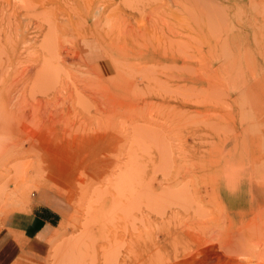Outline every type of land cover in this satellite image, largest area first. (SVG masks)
Returning a JSON list of instances; mask_svg holds the SVG:
<instances>
[{
  "label": "rangeland",
  "instance_id": "1",
  "mask_svg": "<svg viewBox=\"0 0 264 264\" xmlns=\"http://www.w3.org/2000/svg\"><path fill=\"white\" fill-rule=\"evenodd\" d=\"M25 1L0 0L31 28L0 54V230L49 188L72 213L28 264H209L227 223L213 150L234 151L220 185L236 223L264 210V0H116L79 23L53 0L47 49L43 0Z\"/></svg>",
  "mask_w": 264,
  "mask_h": 264
},
{
  "label": "bare ground",
  "instance_id": "2",
  "mask_svg": "<svg viewBox=\"0 0 264 264\" xmlns=\"http://www.w3.org/2000/svg\"><path fill=\"white\" fill-rule=\"evenodd\" d=\"M45 0L42 1L41 6H40V13L42 15V19L45 22L46 25H48V30L49 32L47 34L44 35V39H43V43L45 40L46 43V49L48 48L47 45H49L51 43V38L53 35V32L55 30H52V27L54 29V24L58 25V20H60L58 18V16L56 17L54 12L55 10L57 11V9H53L49 7V2H53V0H46V4L43 3ZM56 1V0H55ZM134 0H122V2L120 3L121 5H126L129 7V5L133 2ZM177 1V0H176ZM201 1V0H200ZM214 1V0H213ZM40 0H26L23 3L25 10L28 8L32 9L35 7L36 3H39ZM116 0H57V4L61 5L62 8L65 9L66 16H67V20L71 21V22H86V20H88L89 18L93 17V14L96 10H98L99 8L101 9V7H111L114 6L116 4ZM136 2V1H135ZM193 2V1H192ZM202 2V1H201ZM203 2H205L203 0ZM210 2V0H209ZM17 3V2H16ZM215 2H213L212 4H214ZM32 4H34L32 6ZM56 4V3H55ZM133 4V3H132ZM19 5V4H18ZM23 5V4H22ZM181 5V4H180ZM16 6V5H15ZM20 6V5H19ZM38 6V5H37ZM36 6V7H37ZM51 6V4H50ZM60 7V6H59ZM205 7V5H204ZM209 7V5H208ZM58 8V7H57ZM183 8V7H182ZM210 8V7H209ZM221 8V6H220ZM219 8V9H220ZM223 8V6H222ZM29 9V10H30ZM61 9V8H60ZM59 9V10H60ZM63 9V10H64ZM32 10H35L32 9ZM191 10V9H190ZM211 10V9H210ZM3 11V10H2ZM184 11L185 7H184ZM200 11H202L200 9ZM222 11V10H221ZM225 11V10H224ZM240 11V10H239ZM61 12V11H60ZM213 12V11H212ZM35 13V12H34ZM96 13V12H95ZM165 13V12H164ZM203 13H205V11H203ZM1 14V11H0ZM37 16L41 17L39 14H37V11L35 13ZM58 14V12H57ZM7 15V14H6ZM2 15L3 19H0V54L1 52L4 54H6L10 60V56H14L15 51H16V47L14 46L15 43L17 42V39H21V40H26L28 39L29 36H31V28H28V30L25 32L23 29V25L21 24V20H19L20 15L15 11L12 15L7 16L9 17L6 18ZM25 15V14H24ZM28 15V14H26ZM61 15V14H60ZM205 15V14H204ZM213 15V14H212ZM209 14H207V16L209 17H213L216 18L218 20V15L216 13H214V15L212 16ZM217 15V16H215ZM1 16V15H0ZM202 16V15H201ZM239 16V15H238ZM36 17V16H35ZM65 17V16H64ZM192 17V15H191ZM190 17V18H191ZM194 17V16H193ZM207 17V18H209ZM225 18V16H222ZM61 18V17H60ZM95 18V17H94ZM195 18H197L195 16ZM194 18L193 22L196 21ZM201 18V17H200ZM206 18V15H205ZM211 18L207 19V21L203 22L202 18L199 20H202L203 26H205L207 24L210 25V27H208L210 30H214L213 27L215 26V24L211 23ZM14 19H16L17 21H14ZM108 19V18H107ZM198 19V18H197ZM215 19V20H216ZM64 20V19H63ZM214 20V19H213ZM215 21L218 22L217 24V28L219 27L220 29L217 32L216 30V34L214 32L213 35L219 36V33H221V30H223L222 28H224L223 24L219 23V21ZM42 21V22H43ZM65 21V20H64ZM97 21V19H96ZM225 21V20H224ZM157 22V21H156ZM154 22V23H156ZM166 22V21H165ZM198 23V20L196 21ZM195 22V23H196ZM214 22V21H213ZM95 23V22H94ZM196 23V25H197ZM227 23V22H226ZM53 24V25H52ZM165 24V23H164ZM95 25V24H94ZM189 25V24H188ZM211 25H213V27L211 28ZM83 27V26H82ZM201 27V26H200ZM215 28V27H214ZM201 29V28H200ZM207 29V28H206ZM20 31V32H19ZM162 31V30H161ZM171 31V30H170ZM206 31V30H205ZM215 31V30H214ZM226 31V30H225ZM25 32V33H24ZM155 32V31H152ZM150 33L149 36H152L153 33ZM202 32V30H201ZM208 32V31H207ZM205 32L204 36L206 35L208 36V33ZM212 33V32H211ZM210 33V36L213 38L212 34ZM141 34V33H140ZM156 35V33H154ZM139 35V34H138ZM148 32H146V34H141L140 37L141 38H147ZM181 35V34H180ZM183 35V34H182ZM185 35V34H184ZM136 36V35H135ZM188 36V35H187ZM5 37V38H4ZM153 37V36H152ZM189 37V36H188ZM193 38V37H192ZM224 38V34H221L217 39L218 40H223ZM55 39V38H54ZM171 39V38H170ZM227 39V38H226ZM256 39V38H255ZM53 40V39H52ZM194 40V39H193ZM172 41V39H171ZM175 41V40H174ZM183 42V41H182ZM178 43V42H177ZM176 43V44H177ZM151 44V42H150ZM172 44V43H171ZM45 46V45H44ZM42 47V46H41ZM152 47V46H151ZM44 49V48H43ZM164 49V48H163ZM45 50V49H44ZM49 51L53 50V49H48ZM178 50V48H177ZM19 51V50H18ZM46 51V50H45ZM54 51V50H53ZM52 51V52H53ZM44 52V51H43ZM48 53V51H47ZM51 53V52H50ZM49 53V54H50ZM52 56V55H51ZM12 59V58H11ZM53 60V59H51ZM10 62V61H9ZM47 62H49V59L47 60ZM12 63V62H11ZM14 64V62H13ZM47 65V63H45ZM44 64V65H45ZM42 65V64H41ZM4 64L1 62L0 60V68L3 69ZM44 67V66H43ZM46 67V66H45ZM26 68V67H25ZM49 68V67H48ZM57 68V66L55 67ZM47 68H45L46 70ZM45 70H44V74H45ZM48 70V69H47ZM46 70V72H47ZM147 70V69H146ZM43 72V71H42ZM41 72V73H42ZM49 72H51L49 70ZM58 73V72H57ZM59 74V73H58ZM7 75V74H6ZM43 75V74H42ZM53 75V74H51ZM57 75V74H56ZM40 76V75H39ZM48 77V73L46 75ZM2 77V76H1ZM43 77V76H42ZM40 76V78H42ZM38 78V76H37ZM36 78V79H37ZM46 77L43 78V80ZM53 78V77H52ZM94 78V77H93ZM38 81V80H37ZM36 81V82H37ZM46 81V80H45ZM44 81V82H45ZM38 82H41L40 80ZM35 83V82H34ZM42 83V82H41ZM38 83V84H41ZM49 83V82H48ZM57 83V82H56ZM36 84V83H35ZM46 84V83H45ZM43 84V85H45ZM42 85V84H41ZM36 88L37 86L34 85ZM47 86V85H46ZM11 87V86H10ZM39 87V85H38ZM86 87V86H85ZM40 88V87H39ZM52 88V87H51ZM9 89V88H8ZM10 90V89H9ZM8 91V90H7ZM40 91V90H39ZM93 91V90H92ZM9 92V91H8ZM34 93V92H33ZM47 93V92H46ZM59 93V92H58ZM44 94V93H43ZM15 98V97H14ZM84 104V103H83ZM21 106V103H20ZM52 106V105H51ZM88 106V105H87ZM55 107V106H54ZM82 108V107H81ZM87 111V110H86ZM107 121V120H106ZM103 122V121H102ZM108 123V121H107ZM103 124V123H102ZM112 127V126H111ZM99 131V130H98ZM238 142V141H237ZM264 144H262L263 146ZM240 146V145H239ZM223 149V148H222ZM229 149V148H228ZM263 149V147H262ZM248 150V148H247ZM214 154H213V158L212 159V171L214 172V176H213V182H214V197L215 200L216 199L219 201V203L221 204V206L223 207V209L225 210V214L227 217V223H225V221L222 219L223 217L221 216V220H223V222L220 221V218H218L216 220V225H214L212 227V245H211V256H210V260H209V264H264V210L261 209L259 210V212L256 214H251L250 219L248 221H239L238 223H236L235 218L233 217L232 211L230 213L229 208L224 204L222 195L224 196H229L231 197L232 194H236L235 191L232 190V186L231 184H223L222 187L220 185V181L222 180V177L228 167V165L233 161V157L234 154L232 151L230 150H220V149H215L213 150ZM213 153V152H212ZM252 158H250V162L252 161H256L258 159V154H256V156L252 155ZM261 157V155H260ZM262 159V158H261ZM211 161V160H210ZM260 162V161H259ZM20 163V162H19ZM210 166V165H209ZM254 166V165H253ZM21 167V166H20ZM16 168V167H15ZM251 168V167H250ZM243 170V169H242ZM232 171V169H231ZM226 174V173H225ZM251 181V180H250ZM263 181V180H260ZM252 185V184H251ZM3 189V188H2ZM1 190V189H0ZM1 194V193H0ZM252 194V193H251ZM213 196V195H212ZM252 196V195H251ZM254 196V195H253ZM252 196V197H253ZM261 196V195H260ZM238 199L241 197L238 195L237 196ZM262 197V196H261ZM264 197V196H263ZM213 198V197H212ZM257 200L259 199L258 197H256ZM222 199V200H221ZM237 199V201H238ZM252 199V198H251ZM213 200V199H212ZM254 200V199H253ZM262 200V199H261ZM259 200V202L261 201ZM252 201V200H251ZM256 201V200H255ZM254 201V202H255ZM258 202V203H259ZM263 202V201H262ZM260 202V203H262ZM214 203V202H213ZM253 203V201H252ZM216 204V203H215ZM257 205V204H256ZM259 205V204H258ZM261 205V204H260ZM264 205V203H263ZM220 206V207H221ZM221 207V208H222ZM249 207V206H248ZM255 207V204L254 206ZM263 207V206H261ZM220 208V209H221ZM255 209V208H254ZM257 209V208H256ZM255 209V210H256ZM257 210V211H258ZM252 211V210H251ZM216 212V210H215ZM234 212V211H233ZM217 213V212H216ZM224 213V212H223ZM222 213V214H223ZM237 213V212H236ZM253 213V212H252ZM221 214V215H222ZM235 215V214H234ZM248 215V214H247ZM243 217V216H242ZM241 218V215H240ZM237 224V225H236ZM232 228V230H231ZM262 235V236H260ZM241 257V258H240Z\"/></svg>",
  "mask_w": 264,
  "mask_h": 264
},
{
  "label": "crops",
  "instance_id": "3",
  "mask_svg": "<svg viewBox=\"0 0 264 264\" xmlns=\"http://www.w3.org/2000/svg\"><path fill=\"white\" fill-rule=\"evenodd\" d=\"M71 213V203L51 189L35 192L29 208L14 213L0 230V264L44 259L50 239Z\"/></svg>",
  "mask_w": 264,
  "mask_h": 264
}]
</instances>
